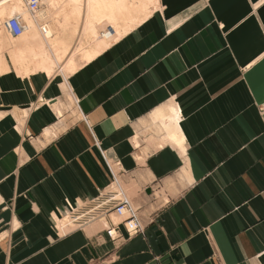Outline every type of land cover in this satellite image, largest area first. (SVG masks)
Instances as JSON below:
<instances>
[{
  "label": "crops",
  "instance_id": "1",
  "mask_svg": "<svg viewBox=\"0 0 264 264\" xmlns=\"http://www.w3.org/2000/svg\"><path fill=\"white\" fill-rule=\"evenodd\" d=\"M142 1L75 71L0 73V264H264V0ZM109 189L142 231L60 224Z\"/></svg>",
  "mask_w": 264,
  "mask_h": 264
},
{
  "label": "bare ground",
  "instance_id": "2",
  "mask_svg": "<svg viewBox=\"0 0 264 264\" xmlns=\"http://www.w3.org/2000/svg\"><path fill=\"white\" fill-rule=\"evenodd\" d=\"M44 1L46 5L44 4ZM8 4H9L8 17L14 14L19 15L25 24V21L22 16V12L24 13V11H26L28 15L32 18L33 23L36 25V27L34 25V27L30 28V25L28 26L27 24H25L24 32L20 36L11 35L5 30L9 35L15 38H19V39L21 38V42L23 44L21 43V45L15 47V46H10L7 42L4 43H2V41L0 42V73L1 74H3L2 72L7 73L5 71L10 69H13L16 71V73L18 72L19 74L24 76L39 71L45 72L48 76H51L52 74L55 73V69L57 68L56 63L53 60V57L51 56L50 52L48 51L49 49H47L45 42L40 36V33L46 35L47 41L50 44V46H52L53 51L56 52L57 58L59 56L58 60L59 59L60 61L62 60L61 62H59L62 67L61 69H63L67 73L75 71L84 62H88L98 54L99 51H97L95 48L93 49V47H91V49L89 48L84 49L80 46V47H76L74 49V52L72 51L70 55H67L70 49L65 45L64 41H62L60 38H56V37L52 38L53 36L50 37V35H55L61 32L65 28L64 26L68 23L70 24L71 23L70 21H72L73 19H75V23H77L76 18L73 17L72 19V17L71 16L69 17L68 14L73 15L72 11L70 10H73L74 8L73 12H76V16H78L77 13L80 14L84 9L82 0H43L42 8L35 15H33L28 11L24 0H14L13 7H10L11 2ZM45 6H46V10L44 11ZM86 8L89 10V13L87 12L89 15L87 14V17L85 19V22L87 23V28L85 29L89 30V35H91V37L94 36L93 32L97 33L99 28L104 26L103 30L105 29L107 30L110 28L114 30L113 32H111L112 34L109 36L111 37L112 40H117L120 36H122L127 31H129L133 26L142 22L141 19H137V22L132 21L133 20L132 18L134 17L133 16L131 17V14L139 13L141 11L143 12L146 11L147 4L145 3V1L142 0H139L137 2H134V0H88ZM66 9L67 10L69 9L68 14L64 12ZM46 14L47 16L51 17L54 20V23H56L54 27L51 28L48 25L50 24V20L45 17ZM5 15L6 13L0 12V20L4 19ZM80 17H77V19ZM126 17L128 18L125 19ZM144 19L145 17H143V20ZM79 20L80 19H78V21ZM119 20L123 22V25H121L122 26L121 31L118 30L120 28ZM98 24L101 25V27H99ZM77 25H79V23ZM76 27L74 29H76ZM76 30H78V28ZM90 31H92L91 34ZM107 31L110 32L109 30ZM86 33L87 32H85V35ZM104 35H106V33ZM104 35L103 36L101 35V37L100 35H98L100 38L99 43L101 46L104 45L106 47L108 46V42L111 43V41L107 42L108 38L105 36L107 39H104ZM95 41L98 42V40ZM77 57H79L78 60L80 59L78 63H77L78 60L76 61Z\"/></svg>",
  "mask_w": 264,
  "mask_h": 264
},
{
  "label": "built area",
  "instance_id": "3",
  "mask_svg": "<svg viewBox=\"0 0 264 264\" xmlns=\"http://www.w3.org/2000/svg\"><path fill=\"white\" fill-rule=\"evenodd\" d=\"M12 0H0V6ZM26 8L33 15L37 14L43 6V0H24ZM5 30L14 36H20L25 24L19 15H11L4 21ZM100 219H108L105 232L111 240L118 238L124 230L128 235L142 231L143 226L137 216L132 213L128 203L120 191L109 189L100 192L95 197L77 205L68 203L67 209L60 220L67 229L82 228ZM59 224V225H60Z\"/></svg>",
  "mask_w": 264,
  "mask_h": 264
},
{
  "label": "rangeland",
  "instance_id": "4",
  "mask_svg": "<svg viewBox=\"0 0 264 264\" xmlns=\"http://www.w3.org/2000/svg\"><path fill=\"white\" fill-rule=\"evenodd\" d=\"M13 3H14V0H13V2L11 1V4H10V7H13ZM44 4H45V1H44ZM46 5V4H45ZM20 9H21V7H20ZM46 10V6H45V9H44V11ZM6 12V11H5ZM46 13V12H45ZM22 16H23V19H24V21H25V24H27L28 26L30 25V28L31 27H34V23H33V20H32V18L28 15V13L26 12V11H24V13L22 12ZM47 19H49L50 21L51 20H53L51 17H49V16H47V14H46V16H45ZM6 18H8V14L6 13V15H5V18L4 19H1L0 20V30H1V33H0V37L3 35V26H4V21H5V19ZM2 23H3V25H2ZM52 23V22H51ZM49 25V24H48ZM35 27H36V25H35ZM29 28V29H30ZM38 31V30H37ZM4 32H5V35H7L8 36V38H5L3 41H2V43H4V42H7L10 46H19V45H21V38L19 39V38H15V37H13V36H11V35H9L6 31H5V29H4ZM40 33V32H39ZM48 34V33H47ZM69 35V34H68ZM40 36L42 37V39H44V37L46 38V35H44V34H42V33H40ZM92 39V40H91ZM45 40V39H44ZM43 40V41H44ZM47 40V39H46ZM74 40V42H75V40L76 39H73ZM9 41V42H8ZM81 41V42H80ZM80 41H79V47H80V45L81 46H83V47H92V45H94V42H93V38L91 37V35H89V34H87L86 36H83V37H81V39H80ZM0 42H1V40H0ZM23 44V43H22ZM83 44V45H82ZM76 48V47H75ZM49 50V52H50V54H51V56L52 57H54V59H55V61L57 60V64H56V66H57V68H56V70L57 69H59L60 67H61V64L59 63V62H61L60 61V59L58 60V58H59V56H58V58H57V56H56V52H54L53 51V49H52V51L50 50V48H48ZM74 52V50L73 49H70V51L68 52V54L67 55H69L71 52ZM67 55H66V57H67ZM57 58V59H56ZM78 58L79 57H77L76 58V61L78 60ZM82 60V59H81ZM65 61V60H64ZM80 61V59L77 61V63Z\"/></svg>",
  "mask_w": 264,
  "mask_h": 264
}]
</instances>
